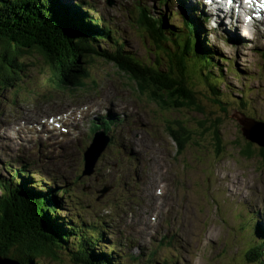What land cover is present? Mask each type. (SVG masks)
Instances as JSON below:
<instances>
[{"label": "rangeland", "instance_id": "374dc122", "mask_svg": "<svg viewBox=\"0 0 264 264\" xmlns=\"http://www.w3.org/2000/svg\"><path fill=\"white\" fill-rule=\"evenodd\" d=\"M83 1V11L90 2L94 11L87 13L117 27L125 54L141 61H153L154 55L139 24V6L148 7L152 17L170 8L175 27L194 20L216 58L228 59V64L218 61L224 77L219 99L228 103L210 100L197 68L188 71L202 109H188L165 105L161 93H142L128 75L101 59L88 65L83 90L60 91L64 84L50 76L39 53H25L18 60L22 75L0 92V180L14 184L8 168L23 163L34 192L44 194L41 188L49 186L60 195L66 189L58 217L72 220L77 210L78 224L99 223L105 237L101 250L112 251L108 257L116 264H253L244 253L264 243V125L254 123L247 134L237 120L264 122V23L258 31L237 18L245 36L226 19L221 25L214 18L201 21L208 13L195 0L189 7V0H172L170 6H159L158 0ZM48 93H55L49 103ZM107 116L120 121L111 131L113 143L82 176L92 123ZM177 130L191 136L179 154L170 136ZM102 192L107 193L100 197ZM3 247L8 257L0 258L16 264L15 249ZM56 257L43 255L33 264H75L70 251Z\"/></svg>", "mask_w": 264, "mask_h": 264}, {"label": "trees", "instance_id": "16d2710c", "mask_svg": "<svg viewBox=\"0 0 264 264\" xmlns=\"http://www.w3.org/2000/svg\"><path fill=\"white\" fill-rule=\"evenodd\" d=\"M167 1L158 0V5L164 6ZM83 3V0L75 4H66L63 0H0V92L22 75V63L18 62L21 56L36 52L49 65L50 76L60 79L59 84L66 87L60 91L83 90V81L89 77L88 65L101 59L128 75L142 93L147 92L153 97L161 93L159 97L164 96L165 105L188 109H202L196 99L198 91L195 92L190 85L188 71L189 66L197 68L210 100L228 103L220 100L218 93V84L224 79L218 61L227 63L228 59L216 58L217 53L209 48L206 37L200 32L202 28L194 20L185 19L181 26L175 27L169 22L170 16H176L172 10L169 14L170 8L156 18L151 17L148 7L139 6V24L154 55L153 61L147 62L125 54L123 42L116 36L117 27H112L108 20L100 21L90 16L87 11L93 12L94 8L90 2H85L87 5L83 11ZM170 5V2L167 3V6ZM40 18L43 24L35 23ZM203 20L206 19L203 17ZM105 43L109 46L101 48V44L106 46ZM261 58L264 66V52ZM54 96L55 93H48L47 102H52ZM230 100L235 103L234 99ZM249 119L264 125V122ZM104 120L101 119L103 124H99L106 133L118 123L115 119L108 123ZM95 124L91 134L100 129ZM171 135L179 154L186 148L191 136L184 130L173 131ZM247 153V150L242 152ZM9 168L15 183H12L13 179L0 180V256L8 257L3 247L7 246L15 249L12 255L17 264H33V259L47 254L57 256V261L61 251L65 250L70 251V258L75 264L117 263L108 257L112 256V251L100 248L99 243L103 244L105 237L99 223L85 224L81 221L78 224L77 210H73L72 220L58 217L56 210L63 207L64 202L60 198L68 193L66 189H62L60 195L49 186L41 188L44 194L34 192L32 183L25 180L27 169ZM263 248L262 242L252 244L244 253L245 261L256 264L260 260V264H264Z\"/></svg>", "mask_w": 264, "mask_h": 264}, {"label": "bare ground", "instance_id": "6f19581e", "mask_svg": "<svg viewBox=\"0 0 264 264\" xmlns=\"http://www.w3.org/2000/svg\"><path fill=\"white\" fill-rule=\"evenodd\" d=\"M187 1V0H186ZM84 2V1H83ZM141 3V2H140ZM189 3L192 5V1H187V7H189L190 5H189ZM87 5V4H86ZM179 6V5H178ZM179 14V13H178ZM194 14V13H193ZM222 16H224V17H222ZM213 17L215 18V20L217 21V25H221L222 24V21H223V19H226V21L229 23V22H232V23H230L229 25L231 26V27H233L235 30H239V28H238V25H237V23H236V21H234V20H232V17H231V15H224L223 14V12L222 11H220V15H217V12L215 11V15H213ZM198 19V18H197ZM212 19V18H211ZM221 22V23H220ZM245 21H243V23H244ZM109 25V24H108ZM189 25V24H188ZM191 25V24H190ZM194 25V24H193ZM107 27V26H106ZM241 28H242V31H241V33H243V34H245V36H246V34L248 33V32H245L246 31V29L244 30V26L243 25H241L240 26ZM187 28V27H186ZM233 28H231V29H233ZM246 28V27H245ZM258 28V27H257ZM107 29H108V27H107ZM189 29V28H188ZM263 30V29H262ZM248 35V34H247ZM239 36V35H238ZM122 43V42H121ZM56 121V120H55ZM93 129V128H92ZM103 142V140H101L99 137H97L96 138V140L94 141V143H93V145H92V147H91V149L88 151V154L86 155V158H88V156H90L92 153H93V151L95 150V149H97V148H99V147H101L100 145H101V143ZM105 142V145H107L108 144V140H105L104 141ZM100 149V148H99ZM249 151V150H248ZM83 152V151H82ZM18 159V158H17ZM99 159V158H98ZM95 168V167H94ZM10 169V168H9ZM25 171V170H24ZM22 174V173H21ZM25 175V174H24ZM19 176V175H18ZM17 176V177H18ZM26 177V176H25ZM89 177V176H88ZM2 178V177H1ZM21 179V178H20ZM5 181V180H4ZM35 184V183H34ZM32 185V184H31ZM30 186V185H29ZM235 189H237L236 187H234ZM31 190V189H30ZM51 190V189H50ZM52 191V190H51ZM66 191V190H65ZM104 191H106V190H104ZM58 193V192H57ZM57 193H56V195H57ZM35 194V193H34ZM68 196V195H67ZM39 197V196H38ZM52 209V208H51ZM77 225V224H76ZM75 225V226H76ZM101 228V227H100ZM97 229V228H96ZM253 232V231H252ZM79 236V235H78ZM2 264H6L4 261H0Z\"/></svg>", "mask_w": 264, "mask_h": 264}, {"label": "water", "instance_id": "95a60500", "mask_svg": "<svg viewBox=\"0 0 264 264\" xmlns=\"http://www.w3.org/2000/svg\"><path fill=\"white\" fill-rule=\"evenodd\" d=\"M238 121V124L240 125V126H244V131H245V129H246V131H247V134H249V130L250 129H252V126H254L255 124L250 120V119H247V120H245V121H241V120H237ZM243 135L245 136V138L246 139H248L246 136V134H244L243 133ZM249 137V136H248ZM250 140V139H249ZM93 145V144H92ZM92 145L90 146V148H88V151L91 149V147H92ZM98 152H99V150L98 149H95L94 151H93V153L90 155V156H88V158H86V155L88 154V153H85V161H86V163H85V170H87L91 165L93 166L94 165V161H95V159H97V154H98ZM92 162V163H91ZM84 174H85V171H84ZM28 180V179H27ZM0 261H4L6 264H7V262H9L10 263V261L9 260H7V259H1L0 258ZM12 263H16L15 261H12ZM17 264V263H16Z\"/></svg>", "mask_w": 264, "mask_h": 264}, {"label": "snow or ice", "instance_id": "6c2138e0", "mask_svg": "<svg viewBox=\"0 0 264 264\" xmlns=\"http://www.w3.org/2000/svg\"><path fill=\"white\" fill-rule=\"evenodd\" d=\"M229 2H231V0H229Z\"/></svg>", "mask_w": 264, "mask_h": 264}]
</instances>
